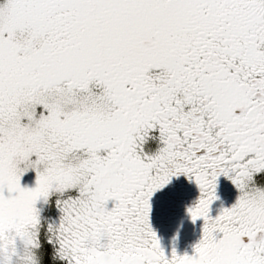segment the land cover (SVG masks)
Listing matches in <instances>:
<instances>
[{
    "label": "snow or ice",
    "instance_id": "snow-or-ice-1",
    "mask_svg": "<svg viewBox=\"0 0 264 264\" xmlns=\"http://www.w3.org/2000/svg\"><path fill=\"white\" fill-rule=\"evenodd\" d=\"M0 264H264V0H0Z\"/></svg>",
    "mask_w": 264,
    "mask_h": 264
},
{
    "label": "flooded vegetation",
    "instance_id": "flooded-vegetation-1",
    "mask_svg": "<svg viewBox=\"0 0 264 264\" xmlns=\"http://www.w3.org/2000/svg\"><path fill=\"white\" fill-rule=\"evenodd\" d=\"M150 147H155L154 142ZM199 187L187 177L173 178L167 189L154 198L153 225L158 231L162 246L171 252L175 247L180 254H191L194 245L202 236L203 218L193 222L186 211L199 197ZM238 190L230 180L221 177L218 187L220 197L212 206V215L219 213L223 206H230L238 196Z\"/></svg>",
    "mask_w": 264,
    "mask_h": 264
},
{
    "label": "rangeland",
    "instance_id": "rangeland-1",
    "mask_svg": "<svg viewBox=\"0 0 264 264\" xmlns=\"http://www.w3.org/2000/svg\"><path fill=\"white\" fill-rule=\"evenodd\" d=\"M34 176L35 174L33 172H30L29 174L26 175L25 181L28 183H31L34 181Z\"/></svg>",
    "mask_w": 264,
    "mask_h": 264
}]
</instances>
